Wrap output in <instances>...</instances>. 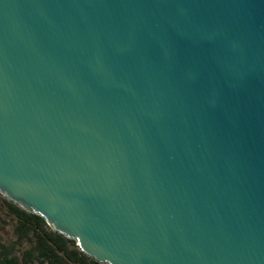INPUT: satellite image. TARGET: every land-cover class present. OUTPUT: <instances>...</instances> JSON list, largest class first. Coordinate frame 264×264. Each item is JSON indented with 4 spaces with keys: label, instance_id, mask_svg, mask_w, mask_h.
<instances>
[{
    "label": "water",
    "instance_id": "95a60500",
    "mask_svg": "<svg viewBox=\"0 0 264 264\" xmlns=\"http://www.w3.org/2000/svg\"><path fill=\"white\" fill-rule=\"evenodd\" d=\"M0 192L109 264H264V0H0Z\"/></svg>",
    "mask_w": 264,
    "mask_h": 264
},
{
    "label": "rangeland",
    "instance_id": "374dc122",
    "mask_svg": "<svg viewBox=\"0 0 264 264\" xmlns=\"http://www.w3.org/2000/svg\"><path fill=\"white\" fill-rule=\"evenodd\" d=\"M23 209L0 192V264H89L94 259L78 247L75 239L70 238L72 241L67 243V248L84 253L88 260L81 257L66 259L64 252L57 250L52 243H42L39 234L43 230H55L46 219L40 226L37 222L32 223L22 213Z\"/></svg>",
    "mask_w": 264,
    "mask_h": 264
},
{
    "label": "trees",
    "instance_id": "16d2710c",
    "mask_svg": "<svg viewBox=\"0 0 264 264\" xmlns=\"http://www.w3.org/2000/svg\"><path fill=\"white\" fill-rule=\"evenodd\" d=\"M22 213L24 214V216L31 220L32 223L34 222H37L38 225H42V223H44V217H42L41 215L39 214H36V213H32V212H28L26 210H21ZM40 223V224H39ZM39 239L42 243H52L53 246L57 249V250H62L64 252V258L66 259H69V260H78L80 257L81 259L83 260H88L89 257L87 255H85L84 253L82 252H78V251H74V250H71L69 248H67V243L69 241H72L70 238L64 236L63 234L61 233H58L56 231H49V232H46V231H42L40 234H39ZM62 257V258H63ZM89 264H103L95 259H91Z\"/></svg>",
    "mask_w": 264,
    "mask_h": 264
},
{
    "label": "bare ground",
    "instance_id": "6f19581e",
    "mask_svg": "<svg viewBox=\"0 0 264 264\" xmlns=\"http://www.w3.org/2000/svg\"><path fill=\"white\" fill-rule=\"evenodd\" d=\"M5 195V194H4ZM6 196V195H5ZM6 197H8V196H6ZM9 198V197H8ZM10 199V198H9ZM20 205V204H19ZM21 207H23L22 205H20ZM81 249V248H80ZM82 250V249H81ZM104 264H109V262L108 261H104Z\"/></svg>",
    "mask_w": 264,
    "mask_h": 264
}]
</instances>
